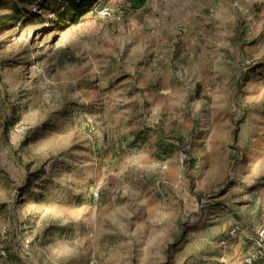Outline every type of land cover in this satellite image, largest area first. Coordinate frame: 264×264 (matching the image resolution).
I'll return each mask as SVG.
<instances>
[{"label":"rangeland","instance_id":"1","mask_svg":"<svg viewBox=\"0 0 264 264\" xmlns=\"http://www.w3.org/2000/svg\"><path fill=\"white\" fill-rule=\"evenodd\" d=\"M95 1L0 28V264H253L264 0Z\"/></svg>","mask_w":264,"mask_h":264},{"label":"trees","instance_id":"2","mask_svg":"<svg viewBox=\"0 0 264 264\" xmlns=\"http://www.w3.org/2000/svg\"><path fill=\"white\" fill-rule=\"evenodd\" d=\"M63 3L59 7L55 8V20L53 22L57 23L59 28L64 29L65 27L76 24L80 22V18L84 16L90 9H92L97 3L95 0H61ZM31 4V0H0V6L5 10H8V13L0 14V28L2 26H10L15 24V22L21 20V22L29 21L33 22L39 19H42L39 13L30 14L29 12H25V10L21 7L24 5ZM22 13H25V17L22 18ZM264 63H259L254 68H258L262 66ZM14 114V113H13ZM18 116L12 115L9 119H6L3 128L7 131V129L14 126L17 121ZM28 143V140H24L23 144ZM26 167V177L25 182L20 186L21 191L28 192V188L30 185L37 180L42 174H44L42 168H38L33 172H30L28 166ZM250 242V241H249ZM247 249V248H245ZM244 249V250H245ZM256 250L259 253L258 258L251 259L253 264H258L264 261V250L260 247L256 246Z\"/></svg>","mask_w":264,"mask_h":264},{"label":"built area","instance_id":"3","mask_svg":"<svg viewBox=\"0 0 264 264\" xmlns=\"http://www.w3.org/2000/svg\"><path fill=\"white\" fill-rule=\"evenodd\" d=\"M95 195H96V192H95Z\"/></svg>","mask_w":264,"mask_h":264}]
</instances>
